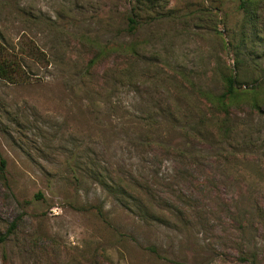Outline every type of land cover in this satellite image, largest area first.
<instances>
[{
    "label": "rangeland",
    "instance_id": "obj_1",
    "mask_svg": "<svg viewBox=\"0 0 264 264\" xmlns=\"http://www.w3.org/2000/svg\"><path fill=\"white\" fill-rule=\"evenodd\" d=\"M238 3L0 0V264H264V108L228 142L188 130Z\"/></svg>",
    "mask_w": 264,
    "mask_h": 264
},
{
    "label": "trees",
    "instance_id": "obj_2",
    "mask_svg": "<svg viewBox=\"0 0 264 264\" xmlns=\"http://www.w3.org/2000/svg\"><path fill=\"white\" fill-rule=\"evenodd\" d=\"M138 7L149 10L157 6L158 0H135ZM264 0H239L238 9L242 19L238 37L230 39L228 44L235 56L234 69L217 66V82L219 90L214 91L202 86L197 87L198 99L201 103L198 113V121L191 123L190 131L197 127L204 131L206 137H211L218 143L228 142L231 138V113L239 108L247 111L261 112L264 108V69L258 63V56L250 55L245 51L247 42L254 38H264V27H257L259 11ZM134 27L135 20L130 18ZM252 56V57H251ZM264 56V49L262 50ZM249 58L250 65H247ZM257 65L259 68H257ZM20 63L16 58H8L0 43V78L14 82L19 74ZM251 74H250V70ZM254 70H258L254 76ZM183 77V75L181 74ZM204 110L208 113L205 114ZM205 114V119L202 116ZM201 115V116H200ZM3 163V161H2ZM16 227L13 221L7 228V232L0 235V244L6 239L8 233H12Z\"/></svg>",
    "mask_w": 264,
    "mask_h": 264
}]
</instances>
